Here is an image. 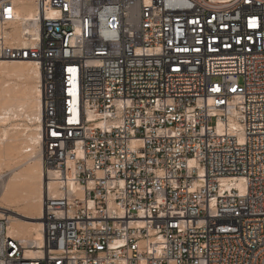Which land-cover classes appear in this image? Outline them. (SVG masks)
<instances>
[{"label":"built area","instance_id":"built-area-1","mask_svg":"<svg viewBox=\"0 0 264 264\" xmlns=\"http://www.w3.org/2000/svg\"><path fill=\"white\" fill-rule=\"evenodd\" d=\"M17 1L0 60L41 67L58 187L0 264H264V0H35L27 44Z\"/></svg>","mask_w":264,"mask_h":264},{"label":"bare ground","instance_id":"bare-ground-1","mask_svg":"<svg viewBox=\"0 0 264 264\" xmlns=\"http://www.w3.org/2000/svg\"><path fill=\"white\" fill-rule=\"evenodd\" d=\"M17 2L18 39L27 44L29 41L21 38V33L32 30L28 21L35 17L37 6L35 0ZM41 77V67L36 61L0 60V78L4 79L0 84V200L10 204L25 203L30 210L36 212L23 214L0 203V217L8 219V231L11 235L33 244L34 247L43 245L44 200L48 190L50 195H54L58 187L53 180L56 173L48 171L44 166L39 148L43 115ZM16 79L32 80L34 85L28 90L26 87L23 89L19 84L10 82ZM23 117L28 120L26 124L20 122ZM24 135L28 142L25 147L21 145ZM22 150L30 154L28 162L32 163L26 172L21 170L22 164L18 163ZM28 255L37 256L39 251L30 248Z\"/></svg>","mask_w":264,"mask_h":264},{"label":"rangeland","instance_id":"rangeland-1","mask_svg":"<svg viewBox=\"0 0 264 264\" xmlns=\"http://www.w3.org/2000/svg\"><path fill=\"white\" fill-rule=\"evenodd\" d=\"M0 84H1V82L3 83L4 81V79H1L0 78ZM5 80H8V79H5ZM27 79H25V80H18V79H16V80H10V82H12V83H17V84H19V86L21 87V88H23V87H26V89L28 90V89H30V87H32L33 85H34V82H31L29 79V81H26ZM30 85V86H29ZM32 85V86H31ZM24 89V88H23ZM25 117H23V118H21V121L20 122H24L25 124L27 123V119L25 118ZM22 146H26L27 145V138H26V135H24V138H23V140H22ZM30 154L29 153H25L23 150H22V152L19 154V156H20V160H19V164H22V167H21V170L22 171H27V169H30V167H31V165H32V163L31 162H28L29 161V156ZM21 161V162H20ZM29 165V166H28ZM3 200H0V203L1 204H3L4 203V205H6V206H8V207H10V208H14V210H17V211H19V212H21V213H23V214H35L36 212L35 211H32V210H30V208H28L27 207V205L25 204V203H14V202H12V204H10L9 202H2ZM6 203V204H5ZM32 211V212H31ZM35 212V213H34Z\"/></svg>","mask_w":264,"mask_h":264},{"label":"snow or ice","instance_id":"snow-or-ice-1","mask_svg":"<svg viewBox=\"0 0 264 264\" xmlns=\"http://www.w3.org/2000/svg\"><path fill=\"white\" fill-rule=\"evenodd\" d=\"M9 11H11V10L9 9ZM70 71H74V70H70Z\"/></svg>","mask_w":264,"mask_h":264}]
</instances>
